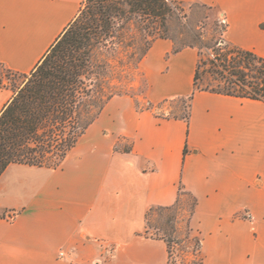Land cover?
I'll return each instance as SVG.
<instances>
[{"label": "crops", "instance_id": "crops-1", "mask_svg": "<svg viewBox=\"0 0 264 264\" xmlns=\"http://www.w3.org/2000/svg\"><path fill=\"white\" fill-rule=\"evenodd\" d=\"M82 1L0 0V65L33 71ZM178 1L209 7L228 42L264 58V0ZM198 61L195 47L174 52L162 37L140 61L149 101L193 94L188 121L118 94L58 167L6 168L0 264H170L147 213L183 190L196 200L188 225L203 264H264V100L195 90ZM14 94L0 80V113Z\"/></svg>", "mask_w": 264, "mask_h": 264}, {"label": "trees", "instance_id": "trees-1", "mask_svg": "<svg viewBox=\"0 0 264 264\" xmlns=\"http://www.w3.org/2000/svg\"><path fill=\"white\" fill-rule=\"evenodd\" d=\"M173 4L170 0H83L76 18L37 67L25 74L27 80L0 113V176L12 163L58 167L106 103L113 96L123 94L99 82L102 72L93 71L95 49L112 46L117 40L124 42L126 24L135 19L142 23L165 20L169 11L179 9ZM150 28L146 23L137 27L140 34ZM154 39L142 49L138 63ZM237 48L234 56L218 52L210 59L213 75L225 81L224 87L199 86L202 66L199 61L195 90L264 100V58ZM254 60L261 62L262 67L253 71L249 79L250 73L243 70V63L250 69ZM190 99L192 102L193 94ZM189 114L190 110L174 118L188 121ZM154 208L148 211L147 220ZM155 237L167 242L171 254L172 240L165 236Z\"/></svg>", "mask_w": 264, "mask_h": 264}, {"label": "rangeland", "instance_id": "rangeland-1", "mask_svg": "<svg viewBox=\"0 0 264 264\" xmlns=\"http://www.w3.org/2000/svg\"><path fill=\"white\" fill-rule=\"evenodd\" d=\"M173 1L179 9L169 11L165 20H148L145 23L151 28L140 34L137 27L142 23L135 19L126 24L123 41L112 46H101L94 51L93 71H101L99 82L109 90L129 94L136 99L139 109H152L162 117L174 118L184 116L190 110V96L166 99L154 103L148 100V83L138 63L139 55L152 38L163 36L174 43V52L188 47H195L199 61H202L199 86L222 89L225 81L213 75L210 59L216 53H229L234 56L238 49L224 36L225 23L214 17L209 7L199 3ZM164 23V25H163ZM143 36V37H142ZM145 39V40H144ZM198 61V62H199ZM243 70L253 75V71L262 67L261 62L254 60L251 68L243 63ZM263 69V68H262ZM0 80L18 90L27 80V75L11 71L0 65ZM131 147L130 139L120 137L117 149ZM195 197L185 190L176 205L172 208L155 207L148 218L149 233L153 236H165L172 240L170 246V264H203L200 256V238L192 234L188 220L195 206ZM243 217V214H240Z\"/></svg>", "mask_w": 264, "mask_h": 264}, {"label": "built area", "instance_id": "built-area-1", "mask_svg": "<svg viewBox=\"0 0 264 264\" xmlns=\"http://www.w3.org/2000/svg\"><path fill=\"white\" fill-rule=\"evenodd\" d=\"M223 22H225V20H223Z\"/></svg>", "mask_w": 264, "mask_h": 264}]
</instances>
